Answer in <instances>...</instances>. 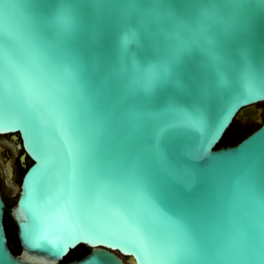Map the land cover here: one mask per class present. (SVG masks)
<instances>
[{
  "label": "water",
  "instance_id": "95a60500",
  "mask_svg": "<svg viewBox=\"0 0 264 264\" xmlns=\"http://www.w3.org/2000/svg\"><path fill=\"white\" fill-rule=\"evenodd\" d=\"M259 103L264 0H0V135L32 162L0 264H264Z\"/></svg>",
  "mask_w": 264,
  "mask_h": 264
},
{
  "label": "flooded vegetation",
  "instance_id": "af4514ba",
  "mask_svg": "<svg viewBox=\"0 0 264 264\" xmlns=\"http://www.w3.org/2000/svg\"><path fill=\"white\" fill-rule=\"evenodd\" d=\"M19 144L20 139H14L13 135H0V194L4 205L13 202L16 204L22 177L32 164L31 160L24 156V150L18 146ZM120 258L125 264H129L127 258L121 256Z\"/></svg>",
  "mask_w": 264,
  "mask_h": 264
},
{
  "label": "trees",
  "instance_id": "16d2710c",
  "mask_svg": "<svg viewBox=\"0 0 264 264\" xmlns=\"http://www.w3.org/2000/svg\"><path fill=\"white\" fill-rule=\"evenodd\" d=\"M259 125L247 123L241 124L236 118L232 121L230 126L226 129L223 136L216 144L215 149L224 147H233L253 133ZM15 206V202L12 204H6L3 214V225L7 240V246L10 252L18 257L21 252V246L17 238V229L15 222L13 221L10 210ZM90 248L85 245H79L75 249L70 250L69 253L64 257V259L59 264H68L73 261H78L82 259L88 252Z\"/></svg>",
  "mask_w": 264,
  "mask_h": 264
},
{
  "label": "rangeland",
  "instance_id": "374dc122",
  "mask_svg": "<svg viewBox=\"0 0 264 264\" xmlns=\"http://www.w3.org/2000/svg\"><path fill=\"white\" fill-rule=\"evenodd\" d=\"M255 107H256L257 109L262 110V113H261V117H262V115H263V111H264V103L256 104ZM236 120L239 121V122L242 121L241 118H240L239 116L236 118ZM124 258H126V257H124ZM127 262L129 263V259H128V258H127ZM129 264H130V263H129Z\"/></svg>",
  "mask_w": 264,
  "mask_h": 264
}]
</instances>
